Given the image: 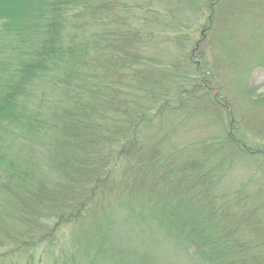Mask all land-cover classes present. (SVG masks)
Returning <instances> with one entry per match:
<instances>
[{"label":"trees","instance_id":"1","mask_svg":"<svg viewBox=\"0 0 264 264\" xmlns=\"http://www.w3.org/2000/svg\"><path fill=\"white\" fill-rule=\"evenodd\" d=\"M141 1L0 0V264H30L70 225L79 248L62 264H159L150 250L163 243L182 254L160 264H264V186L223 185L234 162L264 163V145L233 126L227 84L264 66V0H204L200 62L194 47L170 70L149 53ZM246 31L243 70L232 41ZM206 39L223 83L206 69ZM198 109L218 137L179 147L155 135Z\"/></svg>","mask_w":264,"mask_h":264},{"label":"rangeland","instance_id":"2","mask_svg":"<svg viewBox=\"0 0 264 264\" xmlns=\"http://www.w3.org/2000/svg\"><path fill=\"white\" fill-rule=\"evenodd\" d=\"M219 1V0H216ZM229 6V5H228ZM139 13L147 12L150 20L148 25L151 37L149 41V53L153 55L160 68L170 70L177 60H181L188 56L194 47L193 60L200 62V45L201 36H207L205 23L208 16V5L204 0H150L141 1V4L136 5ZM233 18V17H232ZM228 19V18H226ZM251 32L246 31L245 37L232 41L235 49V56L237 58L236 66L245 69V61H250V47ZM205 39V38H204ZM208 44L204 40V44ZM217 41L212 40L208 44L206 57V69L211 70V73L221 83L227 78L228 70L224 68L225 64L218 68L219 59L217 61V54L219 48L216 46ZM264 45V41L262 43ZM203 45V43H202ZM179 60V61H180ZM251 65L250 63H246ZM246 65V66H248ZM182 73V72H180ZM184 73V72H183ZM182 73V74H183ZM209 74V73H208ZM234 78H230L227 84L230 91L229 102L231 104L234 121V128H239L243 132V140L250 147V149L257 146L264 145V108H251L250 100L245 96L249 95V91L253 90V97L264 95V66H252L247 71H244L243 76L236 79L245 83L244 89L238 88ZM246 92V93H245ZM244 94V95H243ZM198 109L192 115H182L180 113L175 116H167L163 119V126L159 124L156 127L155 135H165L169 133V142H175L179 147H185L187 144L199 142L202 140H211L219 135L217 123L214 121L212 115H205ZM263 166L264 163L259 164ZM254 161L245 158L233 163V166L227 172L226 180H224V188L230 193L239 190L241 187L249 186L250 191H259L260 186H264V168L259 167ZM258 167L261 173H258ZM259 186V187H258ZM248 188V191H249ZM252 189V190H251ZM257 200V199H256ZM264 200V199H263ZM9 231L6 233L20 232L16 225L8 226ZM78 233L70 225L62 229L57 234L55 246L51 250L46 244L35 252H32V259L30 264H62V259L65 255L75 257L78 251V244L73 243L72 240L77 239ZM47 247V252H53L52 255L44 253ZM62 252L66 254L62 257ZM151 255L160 262L172 260V254L177 256L182 254L180 252L174 254L169 245L162 244L156 249L150 250ZM190 252V251H189ZM186 256V255H185ZM180 258V256H179ZM22 259V258H21ZM14 259L17 264H27L26 260ZM160 262H158L160 264Z\"/></svg>","mask_w":264,"mask_h":264}]
</instances>
